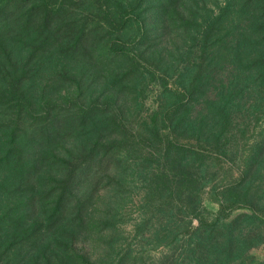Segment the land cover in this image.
Masks as SVG:
<instances>
[{
	"label": "rangeland",
	"instance_id": "rangeland-1",
	"mask_svg": "<svg viewBox=\"0 0 264 264\" xmlns=\"http://www.w3.org/2000/svg\"><path fill=\"white\" fill-rule=\"evenodd\" d=\"M261 19L264 0H0V264H177L233 221L240 264H264V204L225 207L264 163Z\"/></svg>",
	"mask_w": 264,
	"mask_h": 264
},
{
	"label": "trees",
	"instance_id": "trees-1",
	"mask_svg": "<svg viewBox=\"0 0 264 264\" xmlns=\"http://www.w3.org/2000/svg\"><path fill=\"white\" fill-rule=\"evenodd\" d=\"M258 28L262 31V40H264L263 19L259 21ZM243 39L246 40L247 37ZM263 45L264 42L262 43V46ZM259 60H262L264 64V57ZM194 88L196 87H192L191 91L195 90ZM196 103H198V101ZM206 119L207 114L201 118L202 122H205ZM135 136L136 135L126 134L124 141H122L121 144L127 146V142L130 139L134 140ZM162 136L163 138L169 139V134L166 132L162 133ZM263 149L264 148L261 146L258 147V151H263ZM192 153L193 157L199 159L202 157L204 159H210V162H215V160H218L220 163L223 162L222 156L218 155L219 152L216 151V149L211 152H206L202 149L200 154H198L197 151H192ZM215 154L219 158L215 159ZM245 168V165H242V169L239 173L240 180L237 183L233 182L229 187L230 195L227 200L228 204L225 205V207L233 206V204H240L241 206L250 208L253 213H256L263 210L262 205L264 204V163L262 161H257L255 164L248 165V169ZM184 180L185 179L178 182ZM190 186L193 188H190L189 190L180 189L181 192L179 197L177 196L176 207L179 206V208L181 207V210H184L183 214L180 213L178 215L180 219L187 218L189 214H195L202 203L201 194L206 186L203 185L198 187L199 185H195L194 183ZM260 203H262V205H259ZM79 217H82V212L79 214ZM174 218L177 217L174 216ZM231 223L232 225L230 224L225 230H221L218 226H214V229L211 230V238L196 241L195 243L190 244V247H182L178 254L177 264H240L249 254L253 245L245 242V240H240V235L245 236L246 234L243 233L246 230H240L237 225H234V223H237L235 221ZM223 235L225 236L222 237Z\"/></svg>",
	"mask_w": 264,
	"mask_h": 264
}]
</instances>
